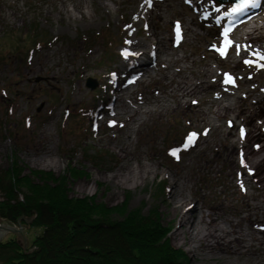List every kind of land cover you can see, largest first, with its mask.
Here are the masks:
<instances>
[{
  "label": "rangeland",
  "instance_id": "1",
  "mask_svg": "<svg viewBox=\"0 0 264 264\" xmlns=\"http://www.w3.org/2000/svg\"><path fill=\"white\" fill-rule=\"evenodd\" d=\"M71 1L66 0L70 11L66 15L57 10L61 0H0V47L5 48V57L0 56V169L15 163L23 174L41 170L67 175L72 165L85 174L78 178L68 176L71 196L94 195L107 205L121 203L128 197V208L139 207L143 213L156 207L162 222L170 228L172 244L186 253L187 264H222L226 255L214 259L193 255L188 241L191 225L179 237L174 236L178 216L169 205L170 194L176 190L172 183L177 181L183 186L184 194L177 197L182 203L188 202L204 214L219 208L220 224H224L222 216L229 217L238 222L244 233L252 229L257 237L262 236L258 230L264 229V218L257 220L262 216L253 208L258 203L261 185L247 181L238 162L242 147L238 126L242 122L232 113L217 118L214 110L218 99L233 102L232 96L223 95L232 92L238 97L247 88L252 89V96L262 98L258 106L264 110V60L251 52L237 55L235 44L224 56L220 55L223 45L218 46L217 42L224 38L213 21L218 13L214 8L223 12L231 3L202 0L195 6V0H162L163 16L154 20L155 32L172 39L175 56H190V62L179 63L181 68L192 66L193 61L194 74L205 73L209 68L206 82L187 96L190 98L183 96L178 101L172 90L181 79V72L175 68L165 70L159 55L151 63V73L141 72L120 101L122 106L129 95L135 100L133 105H140L136 100L142 99V113L132 120L117 118L110 110L117 94L114 86L123 85L127 76L132 75L123 69L124 45L130 39L144 38L145 27L134 16L140 0H87L79 11L72 10ZM142 3L147 5L145 0ZM205 13H210L207 19ZM263 17L264 11L255 18ZM173 20L186 22L192 30L181 42L172 33ZM31 25H37L43 35H48L46 42L27 51L22 46L9 49L5 33L19 32L21 36ZM239 30L233 33L232 40ZM135 48L155 51L151 45ZM107 51L110 56L102 58ZM245 59L253 63L245 64ZM30 64L39 71L26 77L24 73ZM112 70L116 79L111 76ZM226 74L232 77L233 84L224 83ZM186 75L193 77L189 71ZM88 77L95 79L92 88L86 85ZM185 99L191 102L184 103ZM144 109L157 110L146 114ZM189 131L197 133V139L184 149L182 139ZM120 147L126 148L125 157ZM36 149H48L45 159H54L56 166L45 164V159L33 164ZM173 150H178V158L170 155ZM138 162L152 166L143 183L114 186L107 179L118 165L134 166ZM159 178L164 181L163 191L156 183ZM22 230L26 247L40 228L26 223ZM12 234L8 232L3 238ZM233 259L243 263L248 259L263 261L264 252L248 251V255H236Z\"/></svg>",
  "mask_w": 264,
  "mask_h": 264
},
{
  "label": "trees",
  "instance_id": "2",
  "mask_svg": "<svg viewBox=\"0 0 264 264\" xmlns=\"http://www.w3.org/2000/svg\"><path fill=\"white\" fill-rule=\"evenodd\" d=\"M14 33H5L7 47L13 50L21 46L28 50L48 38L37 25L21 36ZM1 47L2 58L5 48ZM67 172L23 174L15 163L0 169V219L40 228L26 247L17 235L2 238L0 264H187L186 253L172 244L170 228L156 207L143 213L139 207L128 208V197L107 205L94 195L71 196L68 176L85 173L72 165ZM156 183L163 191L164 181L156 179Z\"/></svg>",
  "mask_w": 264,
  "mask_h": 264
},
{
  "label": "bare ground",
  "instance_id": "3",
  "mask_svg": "<svg viewBox=\"0 0 264 264\" xmlns=\"http://www.w3.org/2000/svg\"><path fill=\"white\" fill-rule=\"evenodd\" d=\"M85 3H87V0H72V10H81ZM201 3L202 0H195L193 4L198 6ZM162 9V0H152V6L150 8L147 5H143L142 0L138 2L134 11V16H136L145 27L144 38L142 40L130 39L128 40L130 43H125V50H122L123 69L124 71H130L132 75H137V73L141 72L143 75L150 74L151 63L155 62V60L148 61L145 64L131 62L129 60V58L136 59L137 56L142 54L146 57H150L149 50L146 53L143 49L136 51H131L130 49L140 46H154L156 57H159L160 55V63L164 66L165 70L175 68L176 71L181 72V74H179L181 75V79L177 83L176 88L172 90L173 96H176L177 100L181 101V97L192 95L204 86L209 68H206L205 73L204 71H197L196 74H194V61L192 62V66L188 65L184 68L180 67L179 63L190 62V56L185 54L182 56H175V44L172 42V39H167L163 35L157 34L154 30V20L162 18ZM57 10L66 15L70 13L69 9L66 7V0H61V4ZM176 22L177 20H173L171 23L172 33L174 38L181 42L183 38L185 39V35L188 32H192V30H190L189 24L180 21V34L178 39ZM152 27L153 30L151 29ZM234 42L237 50H239L242 55L250 52L255 54L259 53L261 55L262 50H264V17L258 19L251 18L245 22L236 35ZM222 44V41L218 40L217 45L222 46ZM126 51L134 54L126 58L124 55ZM163 55L165 56L164 58L162 57ZM137 66L139 67L136 68ZM38 71L39 69L35 65L30 64L24 75L30 77L31 74ZM186 71H189L193 77L186 75ZM54 77L55 76L52 75L51 79H54ZM171 77H174V74L171 75ZM135 82L136 80H130L129 83L125 81V84L121 85L116 90L117 94L115 98H113L110 108L114 117L118 118L121 116L126 120H132L135 119L138 114L142 113V99L136 100L140 105H133L132 102L135 100L128 95L125 97V103L120 106L123 93L129 91V85H132ZM251 90V88H247L243 94L238 95L241 100L238 99L237 94L228 92L223 95V97L232 96L234 99L233 102L223 103L221 99H218L215 104L216 108L214 112L217 118L232 113L234 117H238L242 122L241 125L238 126V138L240 142L239 146H242L240 154L241 152L243 153L246 167H242L241 172L246 176L247 181L259 182L261 185L259 197L257 198L258 203L253 205V208L258 210L262 216L261 219L257 220H262L264 218V110H261L258 106V103L262 98H255L256 96H252ZM155 100H158V98L155 97ZM183 101L184 103H189L191 102V99H185ZM155 110L157 109H144L143 112L149 114ZM241 129L244 131L243 139L241 138ZM259 140H262V142L258 143ZM256 145H259V148L254 147ZM119 149L122 151V156L125 157L127 155L126 148L120 147ZM48 151V149H36L33 164H39L44 161L48 156ZM229 159L232 161L231 156H229ZM240 159L241 156H239L238 159L239 164ZM44 163L52 167L56 166V162L52 158L45 159ZM120 165L115 168L112 174L107 175V179L111 181L114 186H120L127 183L132 184L133 186L138 183H143L146 174L152 170L151 165L143 164L141 162H138L134 166L126 165L123 167V165ZM249 170L252 171V175H249ZM172 185L174 189L176 187V190L170 194L171 199L169 205L172 210L176 211V215L178 216L173 229V234L175 237H179L186 228H189L190 225L192 226L190 230L188 229V241L191 242V250L193 251L194 256L201 255L203 258L207 257L214 259L226 255L227 257L221 261L222 264H264V259L263 261L248 259L245 263H243L244 261H234L233 259L236 255H248V251L252 252L258 250L264 252V229L258 230L259 233H262V236L257 237L252 229L251 231L244 233L238 222L229 217L222 216L221 220L224 224H220L218 220L219 208L204 214L202 209H196L191 207L190 203H182L181 199H177L178 196L184 194L183 186L177 183V181H173ZM175 193H177V196ZM257 220L256 218L253 219V221ZM245 235H247L248 238H246Z\"/></svg>",
  "mask_w": 264,
  "mask_h": 264
},
{
  "label": "snow or ice",
  "instance_id": "4",
  "mask_svg": "<svg viewBox=\"0 0 264 264\" xmlns=\"http://www.w3.org/2000/svg\"><path fill=\"white\" fill-rule=\"evenodd\" d=\"M145 3L147 4V6L149 8L152 6V0H145ZM260 3H261V0H237V3L234 6L230 7L227 11H225L222 16H218L216 18L217 24H220L221 20L224 19L225 17H227L229 20L228 26L224 27L223 31L221 33V35L224 38L223 46L219 49L221 56H224L227 52V49L232 47V42H231V40L228 39V34L230 31H232V28L235 26V24L240 22L238 18L245 15L249 9L260 6ZM214 11L220 12V8L216 7V8H214ZM209 15H210V13L206 14L204 18L207 19ZM128 27H131V26H128ZM176 32H177V38L179 39V34H180L179 24L176 25ZM126 43H130V42L126 41ZM133 54L134 53H130L127 51L124 53L126 58L130 55H133ZM239 54H240V52H239V50H237V55H239ZM255 55H257L259 57V59L264 60V55H260L259 53H256ZM243 62L245 64H249V65L253 63V61H250L247 59H245ZM224 83L225 84H233L234 81H233L231 76L226 74L225 79H224ZM111 123H113V122H110V124ZM229 126H231V122H229ZM243 137H244V131H243V129H241V138L243 139ZM196 139H197V133L193 132V133L188 134V136L186 137L185 143H184V149L191 147L192 144L195 143ZM254 147L259 148V145H256ZM170 155L178 158V150H173L170 153ZM240 156H241V159H240L241 167H246L245 159H244L242 152H241ZM252 174H253L252 171L249 170V175H252ZM239 175L240 174L238 173V177H239ZM240 186H241V190L243 191L244 190L243 184L241 183Z\"/></svg>",
  "mask_w": 264,
  "mask_h": 264
},
{
  "label": "water",
  "instance_id": "5",
  "mask_svg": "<svg viewBox=\"0 0 264 264\" xmlns=\"http://www.w3.org/2000/svg\"><path fill=\"white\" fill-rule=\"evenodd\" d=\"M221 3L225 2V1H228V0H219ZM230 1H236L237 0H230ZM95 84V81L94 79L88 77L86 79V85L89 87V88H92ZM18 224V227H16L13 222H10L6 219H0V241L1 239L8 233V232H12L14 234H17V237L18 239L20 240V242L22 243L23 246H25V244L27 243V239L23 233V230H22V226L20 224V222H16Z\"/></svg>",
  "mask_w": 264,
  "mask_h": 264
}]
</instances>
